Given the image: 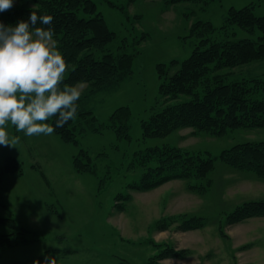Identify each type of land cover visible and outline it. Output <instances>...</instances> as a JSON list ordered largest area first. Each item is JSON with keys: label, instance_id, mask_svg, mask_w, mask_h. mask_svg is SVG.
<instances>
[{"label": "rangeland", "instance_id": "obj_1", "mask_svg": "<svg viewBox=\"0 0 264 264\" xmlns=\"http://www.w3.org/2000/svg\"><path fill=\"white\" fill-rule=\"evenodd\" d=\"M93 1L116 33L108 48L135 53L132 72L115 89L89 98L83 97L89 84L76 85L81 89V108L96 117V121H90V116L78 124L77 144L55 133L28 137L7 125L9 136H18L19 141L15 146H0V169L12 157L22 163L24 174H5L0 183V216L17 222L16 228L0 224V235L22 228L31 232L28 244L0 250V264L45 261V256L55 257L56 264H264V216L227 222L237 206L264 200V178L233 168L220 157L235 144L264 140V128H235L222 136L183 128L165 137L144 138L141 125L162 105L158 64L173 59L181 62L191 54L192 24L209 21L216 28L212 37L223 39L221 27L230 7L252 5L262 16L264 0L181 2L168 7L163 0ZM13 5L24 6L20 0H13ZM227 32L236 33L233 39L249 37L238 26ZM144 33L148 38L141 41ZM227 71L232 80L260 76L264 59ZM121 106L131 112L130 139L120 138L112 127L111 116ZM165 144L209 152L214 169L204 180L179 179L150 191L130 190L128 185L142 171L129 166L135 152ZM81 149L93 158L95 173L75 170L74 157ZM191 185L206 189L201 192ZM127 194L131 199H117ZM191 216L202 217L203 225L184 229ZM159 223L167 226L160 228ZM168 248L178 255L167 250L163 253L169 256L158 257Z\"/></svg>", "mask_w": 264, "mask_h": 264}, {"label": "trees", "instance_id": "obj_2", "mask_svg": "<svg viewBox=\"0 0 264 264\" xmlns=\"http://www.w3.org/2000/svg\"><path fill=\"white\" fill-rule=\"evenodd\" d=\"M137 0H129L130 3ZM166 7L181 2H202L209 4L216 0H163ZM24 6L12 7L0 13V22L15 25L17 21H28L31 11L37 15L53 17L51 25L58 49L62 52L69 73L64 83L89 84V98L98 92L115 89L132 72L135 53H116L108 48L116 33L110 29L102 12L93 0H20ZM31 4L32 6H27ZM113 4V3H112ZM39 24L38 21V25ZM244 29L249 37L236 38L229 27ZM223 39L213 38L216 28L209 21H196L191 26L193 50L183 61L173 59L170 63L158 64L162 105L141 122L144 138L165 137L183 128L222 136L235 128H264V73L252 78L232 80L230 73L238 67L251 66L264 59V15H257L252 5L242 8L230 7L223 26ZM227 33V34H226ZM148 35L144 33L141 41ZM141 43V42H140ZM179 66V68H175ZM175 68L173 73H168ZM63 85H61L62 87ZM77 101L78 111L74 120L63 127L55 128L64 141L78 143L76 131L83 119L92 116ZM79 112V113H78ZM131 112L121 106L112 116V127L120 138L130 139L129 120ZM96 121L92 116L90 121ZM54 126V119L47 121ZM99 131V127H94ZM137 152V153H136ZM129 166L142 168L140 178L128 185L130 190L150 191L160 185L179 179L204 180L214 169V158L207 151H185L176 146L161 145L147 147L144 152L136 151ZM136 157H138L137 160ZM222 160L241 171H247L264 178V140L238 143L221 152ZM34 166V165H33ZM74 168L79 173L94 172L96 167L89 152L81 149L74 157ZM134 169V168H133ZM5 174L23 175L22 163L8 157L0 169V183ZM192 189H206L203 185H191ZM129 200L127 194L117 199ZM123 209V205L119 206ZM264 216V200H250L237 206L227 217L230 224L242 222L251 217ZM202 217L191 216L182 226L196 229L203 225ZM0 224L17 227L12 217L0 216ZM167 225L159 223L163 228ZM31 231L19 229L0 235V250L20 244H28ZM177 256L173 248L159 253L158 257ZM67 253L73 252L67 250ZM45 264L44 260L32 259L2 264Z\"/></svg>", "mask_w": 264, "mask_h": 264}, {"label": "clouds", "instance_id": "obj_3", "mask_svg": "<svg viewBox=\"0 0 264 264\" xmlns=\"http://www.w3.org/2000/svg\"><path fill=\"white\" fill-rule=\"evenodd\" d=\"M13 6V0H0V13ZM52 20L31 11L28 21L0 22V146L19 141L9 136V123L25 136H47L76 117L81 89L64 83L66 60L54 29L44 27ZM53 119L54 126L47 122ZM45 264H56L55 257L45 256Z\"/></svg>", "mask_w": 264, "mask_h": 264}]
</instances>
